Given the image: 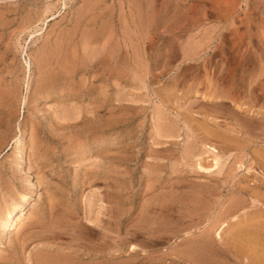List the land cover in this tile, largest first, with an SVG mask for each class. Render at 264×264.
<instances>
[{
    "label": "rangeland",
    "instance_id": "rangeland-1",
    "mask_svg": "<svg viewBox=\"0 0 264 264\" xmlns=\"http://www.w3.org/2000/svg\"><path fill=\"white\" fill-rule=\"evenodd\" d=\"M0 221V264H264V0H0Z\"/></svg>",
    "mask_w": 264,
    "mask_h": 264
},
{
    "label": "bare ground",
    "instance_id": "bare-ground-1",
    "mask_svg": "<svg viewBox=\"0 0 264 264\" xmlns=\"http://www.w3.org/2000/svg\"><path fill=\"white\" fill-rule=\"evenodd\" d=\"M112 27V26H111ZM107 42V41H106ZM102 48V47H101ZM50 56V55H49ZM43 60V59H42ZM46 65V64H45ZM43 67V66H42ZM115 67V66H114ZM109 69V68H108ZM118 70V69H117ZM119 71V70H118ZM115 74V73H114ZM45 92V91H44ZM47 92V91H46ZM71 93V92H70ZM50 94V93H49ZM52 94V93H51ZM42 96V95H41ZM74 98V97H73ZM41 99V98H40ZM32 100V99H31ZM36 105V104H35ZM75 112V111H74ZM68 112H66V114H67ZM79 113V112H78ZM77 115V114H76ZM106 115V114H105ZM72 117V116H71ZM78 118V117H77ZM96 118V117H95ZM68 120V119H67ZM77 120V119H76ZM72 124V123H71ZM74 124V123H73ZM67 127V126H66ZM33 128V127H32ZM73 128V127H72ZM104 128H107V127H104ZM74 129V128H73ZM88 130V129H87ZM91 131V130H90ZM95 131V130H94ZM96 132V131H95ZM33 133H34V131H33ZM32 133V134H33ZM43 133V132H42ZM86 133V132H85ZM30 137H32V136H30ZM5 138V137H4ZM34 138H35V134H34ZM40 140V139H39ZM224 140V139H223ZM32 142V141H31ZM30 142V143H31ZM48 142V141H47ZM210 142V141H209ZM21 145V144H20ZM32 145V144H31ZM37 146V145H36ZM35 148V147H34ZM36 149V148H35ZM226 149V148H225ZM38 152V151H37ZM41 152H42V150H41ZM33 153V152H32ZM203 153H205V154H207V155H209L210 157H212V159H211V161L213 162V164L209 167V168H204L203 166H202V164L199 162V163H197V169H199V170H203V171H207V172H213L214 170H216V169H218L219 168V166H220V162H221V156L219 155V150H217L216 148H215V146H213V145H209V144H204V146H203ZM203 153H202V155H203ZM37 155V154H36ZM38 156V155H37ZM46 156V155H45ZM31 193V192H30ZM6 201V200H5ZM7 205V204H6ZM11 205H13V204H11ZM15 205V204H14ZM17 206V205H16ZM9 207V206H8ZM4 208V207H3ZM6 213V212H5ZM4 213V214H5ZM21 214V216H22V213H20ZM8 215H10V214H8ZM7 215V216H8ZM4 219V218H3ZM38 219V218H37ZM40 220V219H39ZM38 220V221H39ZM34 221V220H33ZM1 222V221H0ZM33 223V222H32ZM36 224H37V222H36ZM39 227V226H38ZM30 233V232H29ZM2 234V233H1ZM29 235V234H28ZM27 235V236H28ZM21 236V235H20ZM59 238V237H58ZM104 238V237H103ZM41 240V239H40ZM52 240V239H51ZM20 241V240H19ZM37 241V240H36ZM48 241V240H47ZM53 241H55V239L53 238ZM30 242V241H29ZM33 242H35V241H33ZM32 242V243H33ZM27 243H28V241H27ZM31 243V242H30ZM22 245V244H21ZM19 247V246H18ZM24 247V246H23ZM23 250V249H22ZM42 251V250H41ZM39 256V255H38ZM61 256V255H60ZM58 256H55V258H57ZM64 257V256H63ZM54 258V259H55ZM59 258V257H58ZM74 258H77V257H74ZM59 259H61V258H59ZM67 259V258H66ZM40 260V259H39ZM69 260V259H68ZM67 260V261H68ZM81 260V259H80ZM51 261V260H50ZM72 261V260H71ZM74 262V261H73ZM54 263V262H53ZM67 263V262H66ZM41 264V263H40ZM70 264V263H69Z\"/></svg>",
    "mask_w": 264,
    "mask_h": 264
}]
</instances>
